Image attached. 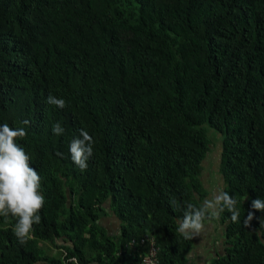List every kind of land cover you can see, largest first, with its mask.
I'll return each mask as SVG.
<instances>
[{"label":"trees","instance_id":"trees-1","mask_svg":"<svg viewBox=\"0 0 264 264\" xmlns=\"http://www.w3.org/2000/svg\"><path fill=\"white\" fill-rule=\"evenodd\" d=\"M5 123L26 131L17 143L45 204L26 244L0 216V264H140L149 240L156 264H189L178 221L208 196L211 144L239 220H205L222 227L206 264H264V211L251 207L264 200V0H0ZM81 129L94 140L85 171L69 151Z\"/></svg>","mask_w":264,"mask_h":264},{"label":"clouds","instance_id":"clouds-1","mask_svg":"<svg viewBox=\"0 0 264 264\" xmlns=\"http://www.w3.org/2000/svg\"><path fill=\"white\" fill-rule=\"evenodd\" d=\"M46 103L60 109L67 106V101L49 95ZM25 124L29 121L25 120ZM56 135L64 133V128L59 123L52 126ZM24 128H12L8 124L0 125V216L17 218L13 232L19 243L26 244L34 233V224H39L41 209L45 204V197L40 192L41 176L30 166L31 157L17 143V138H24ZM94 140L85 130H80V135L74 138L69 147L73 163L81 170L88 167V160L93 156ZM63 155L62 153H57ZM175 204V200L170 201ZM237 201L224 190H217L211 199H205L197 207L187 204L183 217L178 221V233L184 239H193L199 236L205 228V220L218 216L227 209L231 213L233 223L239 220V211L236 209ZM252 209L264 211V200L260 198L251 201ZM253 219L249 212L246 224Z\"/></svg>","mask_w":264,"mask_h":264},{"label":"rangeland","instance_id":"rangeland-1","mask_svg":"<svg viewBox=\"0 0 264 264\" xmlns=\"http://www.w3.org/2000/svg\"><path fill=\"white\" fill-rule=\"evenodd\" d=\"M218 164H219V147L218 145H212L210 146V151L208 152L205 160L202 162L203 171L201 172L200 180L202 181L203 187L205 188V191L208 193V196L206 199H211L213 194L217 190H223V182L221 180L220 175L218 174ZM205 228L200 234V243L202 242V247L204 249V252L207 254L213 252V257L215 256L216 252L219 250V252L222 251L220 248V242L219 241H212V239H215L216 237H219V235L222 232V227L216 224L217 226L213 225L212 222L205 223ZM107 227L110 230H114L116 228V224H113V222H109ZM217 240V239H216ZM209 248L207 249L208 245ZM50 254L56 256V249L50 248L49 249Z\"/></svg>","mask_w":264,"mask_h":264},{"label":"crops","instance_id":"crops-1","mask_svg":"<svg viewBox=\"0 0 264 264\" xmlns=\"http://www.w3.org/2000/svg\"><path fill=\"white\" fill-rule=\"evenodd\" d=\"M109 222H113V224H116V228H114V230H110L107 227ZM101 225L107 230L109 235L114 236L118 234L120 222L113 214H111L110 216L104 217L101 220ZM200 239H201L200 235L193 238V248L188 255L189 264H206V262H208L209 260L213 258V252L211 253L207 252V254L204 252V249L202 247V242L200 243ZM219 242H220V248L222 249L221 240ZM209 246H211V244L208 245L207 249L209 248ZM217 252H219V250Z\"/></svg>","mask_w":264,"mask_h":264},{"label":"built area","instance_id":"built-area-1","mask_svg":"<svg viewBox=\"0 0 264 264\" xmlns=\"http://www.w3.org/2000/svg\"><path fill=\"white\" fill-rule=\"evenodd\" d=\"M148 247H149V250L147 251V255L145 256V258L142 260L140 264H156L155 255H156L157 248L155 247L152 240H149Z\"/></svg>","mask_w":264,"mask_h":264}]
</instances>
